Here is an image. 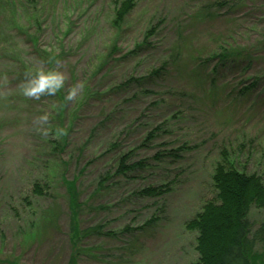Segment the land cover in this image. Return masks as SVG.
<instances>
[{"label":"rangeland","instance_id":"374dc122","mask_svg":"<svg viewBox=\"0 0 264 264\" xmlns=\"http://www.w3.org/2000/svg\"><path fill=\"white\" fill-rule=\"evenodd\" d=\"M114 1L0 0V264H69L74 248V264H195L186 224L214 199L215 163L229 155L264 179V0H135L120 28ZM176 44L182 67L136 80ZM220 44L256 46L254 63L220 72L216 59L195 60ZM37 67L58 68L65 86L22 96L18 85ZM170 148L176 157H155ZM122 154L147 164L118 174ZM74 178L77 240L65 182ZM169 181L163 197L136 193ZM249 219L264 221V208ZM96 224L100 232L86 229Z\"/></svg>","mask_w":264,"mask_h":264},{"label":"trees","instance_id":"16d2710c","mask_svg":"<svg viewBox=\"0 0 264 264\" xmlns=\"http://www.w3.org/2000/svg\"><path fill=\"white\" fill-rule=\"evenodd\" d=\"M114 2L117 4L115 5L116 14L113 23L120 28L123 21L127 19V14L133 8L135 0H115ZM154 29V27H150L146 30L144 42ZM143 41L138 44V47L143 46ZM181 47L179 44L173 46L171 54L163 59L159 66L153 67L147 74L136 77V80L164 77L168 68L182 67V62L186 61V58L182 54ZM256 56V46L220 44L207 56H204L203 51L199 50L195 60L203 65L210 59H216L214 66L219 65L220 69L216 71L222 72L221 69L227 68L229 63L241 65L245 67L244 69H248L251 63H254ZM194 72L198 73V68ZM253 86V82L245 85L241 93L246 94ZM159 131L157 126L155 129L149 130L146 137L141 141L142 144L150 142ZM160 154L176 157L177 149L170 148L165 152H158L155 157L161 159ZM128 157L127 154L120 156L116 173L126 174L135 167H143L147 164L142 159L129 162ZM103 178L106 180L109 175L105 174ZM65 182L67 192L70 194V208L74 210L71 217V224L75 227V230L72 231L73 237L77 240L81 231L78 228L83 223L78 216L82 205L79 202L75 178ZM213 182L216 188L214 199L207 200L186 224L187 228L194 230L197 235L196 248L199 260L195 264H264V221L255 225L249 219V212L253 207L264 208V179L258 173L240 170L229 155H224L215 163ZM171 185V181L149 184L138 189L136 193L141 196L159 198L171 189ZM34 191L37 194H43V186L36 183ZM150 220L154 221L153 218ZM150 220L146 221V224H149ZM100 227V224H96L86 229L94 234L100 232ZM75 252L74 248L71 257L72 263L69 261V264H74L77 261V256H74Z\"/></svg>","mask_w":264,"mask_h":264},{"label":"clouds","instance_id":"9594fccd","mask_svg":"<svg viewBox=\"0 0 264 264\" xmlns=\"http://www.w3.org/2000/svg\"><path fill=\"white\" fill-rule=\"evenodd\" d=\"M65 81V74L58 68L45 70L42 67H37L18 87L22 96L39 100L42 96H54L65 86ZM78 87L70 88L65 100L71 101L76 96ZM47 120V113L41 114L38 118V122L41 124L46 123Z\"/></svg>","mask_w":264,"mask_h":264}]
</instances>
